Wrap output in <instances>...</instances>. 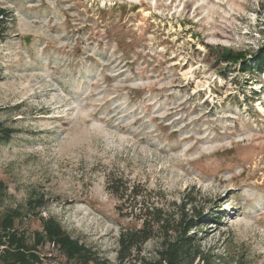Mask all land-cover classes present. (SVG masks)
I'll list each match as a JSON object with an SVG mask.
<instances>
[{"label":"rangeland","instance_id":"374dc122","mask_svg":"<svg viewBox=\"0 0 264 264\" xmlns=\"http://www.w3.org/2000/svg\"><path fill=\"white\" fill-rule=\"evenodd\" d=\"M0 8V212L19 208L21 233L54 216L104 264L154 262L183 233L200 254L184 264H264V74L242 71L264 0Z\"/></svg>","mask_w":264,"mask_h":264},{"label":"trees","instance_id":"16d2710c","mask_svg":"<svg viewBox=\"0 0 264 264\" xmlns=\"http://www.w3.org/2000/svg\"><path fill=\"white\" fill-rule=\"evenodd\" d=\"M5 10L0 8V38L5 32ZM242 71L264 74V44L261 45L253 55L252 65L244 64ZM14 130L0 123V142L8 141ZM1 186V184H0ZM27 208L38 210L44 204L42 197L30 198L27 201ZM24 217L19 208L8 209L0 212V264H44L38 253V248L47 244L53 245L64 256L65 262L61 264H104L99 261L96 254L78 239L73 238L54 216L39 217L41 229L36 230L29 239L25 233H21L15 222ZM133 234L123 237L122 243H129L133 246L138 236ZM194 243L190 237L183 235L174 240H166L163 246L158 249V260L148 264H184V260L193 254Z\"/></svg>","mask_w":264,"mask_h":264}]
</instances>
